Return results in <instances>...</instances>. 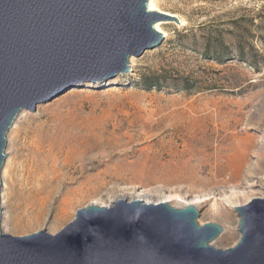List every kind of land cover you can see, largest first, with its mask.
Masks as SVG:
<instances>
[{
	"label": "rangeland",
	"instance_id": "rangeland-1",
	"mask_svg": "<svg viewBox=\"0 0 264 264\" xmlns=\"http://www.w3.org/2000/svg\"><path fill=\"white\" fill-rule=\"evenodd\" d=\"M158 6L178 23L160 20L162 43L132 56L129 72L78 83L17 116L5 148L12 214H23L31 190L43 205L28 208V228L1 217L2 232L56 234L92 201L204 196L198 224L222 227L211 245L237 243L236 206L264 197V0ZM141 75L158 86L144 88Z\"/></svg>",
	"mask_w": 264,
	"mask_h": 264
},
{
	"label": "water",
	"instance_id": "water-1",
	"mask_svg": "<svg viewBox=\"0 0 264 264\" xmlns=\"http://www.w3.org/2000/svg\"><path fill=\"white\" fill-rule=\"evenodd\" d=\"M160 20L176 21L148 0H0V173L21 110L129 72L131 56L162 43ZM235 209L239 240L221 249L222 227L199 225L192 204L87 205L56 234L24 236L1 231L0 205V264H264V197Z\"/></svg>",
	"mask_w": 264,
	"mask_h": 264
},
{
	"label": "bare ground",
	"instance_id": "bare-ground-1",
	"mask_svg": "<svg viewBox=\"0 0 264 264\" xmlns=\"http://www.w3.org/2000/svg\"><path fill=\"white\" fill-rule=\"evenodd\" d=\"M148 9L149 10H156V11H161V9L159 8L158 6V0H148ZM162 22L161 21H157L154 25L155 29L159 32H161L164 35H166L165 31L163 30L162 28ZM130 61L133 60L132 56L129 58ZM25 112V110H21V112L19 113L18 117L21 116L23 113ZM11 167H12V161L10 160V158H5V161L3 163V166L1 168V178H2V181H1V192H0V205H3V203L5 202H9L8 204V207H7V210L3 211L2 212V224L7 228L9 226H11V228L13 229H17V228H28L30 225V220L31 218H26L28 216V208H32V206L35 207V205H43V201L42 200H38L37 198V195L36 193L34 192V190H31L29 191V197H31V201L28 200V202L25 204L24 206V212L21 216H16V215H13L12 214V205L10 203V193H11V186H12V181H11V177H10V173H11ZM28 199V198H27ZM36 200V204H34L32 201L33 200ZM34 200V201H35ZM38 200V201H37ZM119 200V199H117ZM116 200V201H117ZM140 200V199H139ZM27 201V200H26ZM143 202L145 203H160V202H169L170 205H172L173 207H183L185 205H189V204H192V205H195L197 207H199L202 203H205L206 201H208L207 198H204V196H198L196 197L195 199L191 200V201H188L186 202L185 205H180V204H172V200L170 199H164V200H161V201H158V202H152V201H144L142 200ZM115 202V201H113ZM69 203H67L66 205H68ZM113 204V203H112ZM112 204H101L97 201H92L89 205H104V206H109V205H112ZM32 205V206H31ZM237 207V206H236ZM35 208H32L31 211H34ZM2 210V208H1ZM36 213V212H35ZM63 214H66L67 213V210L66 209H63L62 211ZM35 221H36V224H39L40 223V218L35 216ZM21 223H25L23 226H21Z\"/></svg>",
	"mask_w": 264,
	"mask_h": 264
},
{
	"label": "trees",
	"instance_id": "trees-1",
	"mask_svg": "<svg viewBox=\"0 0 264 264\" xmlns=\"http://www.w3.org/2000/svg\"><path fill=\"white\" fill-rule=\"evenodd\" d=\"M159 81L157 79H155L154 77L150 76V75H141L140 77V84L144 87V88H149V87H157Z\"/></svg>",
	"mask_w": 264,
	"mask_h": 264
}]
</instances>
